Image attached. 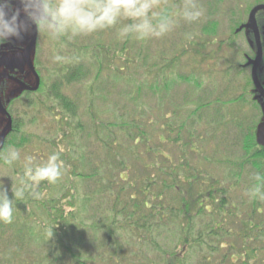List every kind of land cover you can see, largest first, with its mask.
<instances>
[{"label":"trees","instance_id":"1","mask_svg":"<svg viewBox=\"0 0 264 264\" xmlns=\"http://www.w3.org/2000/svg\"><path fill=\"white\" fill-rule=\"evenodd\" d=\"M176 46V43L171 42L167 48ZM95 48L97 50V46ZM124 48L125 45L118 53L122 58L125 55ZM197 49L202 53L204 47ZM93 51L95 52V49ZM95 53L96 60L99 52ZM83 54L90 57V52ZM207 59L209 58L203 56L204 61ZM177 61L174 60L173 64ZM123 69L124 67L120 69L117 66V60H108L106 64L100 63L97 72H94L93 64L88 68L87 64L79 61L74 67L70 66L66 71L61 70L50 90V95L54 97L52 99L58 102L56 108L60 107L63 111L62 120L57 119L55 141L50 144L53 152L60 153L66 169L71 167L67 173L73 184L98 179L101 174L99 170L106 172L105 179L109 180V183L102 186L101 194L112 196L109 215L105 216L103 224L96 223L90 227L80 225L79 201L82 203L81 209H87V204L91 201L89 195L78 199L76 188L71 191V187L67 185L61 187L58 197L47 201L40 196L51 192L52 184L42 182L37 189L39 198H34L26 192L22 198L15 201L14 208L18 212L14 211L12 221L0 224L1 230L12 231L8 236L3 232L4 240L0 241L1 244L6 243L10 251L11 259L7 258L9 264H14L15 260H23L22 264H264V200L248 195L255 183L253 176L257 173L264 175V165L250 161V156L246 153L242 159L234 162L220 159L216 162L225 168L223 171L226 174L223 172L221 177L215 178L199 170L190 172L186 162L190 155L200 157L203 154V149L198 146L196 140L213 146L211 150L217 155H226V150H222L221 145L228 134L227 111L225 107L217 108L216 103L222 101L219 96L214 101H205L210 99L214 92L200 95V99L196 98V95L204 91L203 86L202 89L199 88V78L195 74L191 79L177 77V81L184 79V82H180L190 84L194 89L193 95H178L174 99L170 92L167 93V78L173 67L163 66L161 72L155 73L154 87H145L151 91L147 97L156 105H159V101L163 102L165 107L157 106V110L153 112L155 116L148 113L147 123L144 122L142 126L138 120L131 121L128 127H125L124 122L120 125L104 122L96 114H92L91 107L86 111L89 122L84 125L78 113L77 103L80 96L70 97L67 90L86 81L88 88L85 98L92 99L94 84L92 89L90 84L96 77L102 91L110 86L116 89V81L124 82ZM106 71L113 72L109 78L111 84L102 81L104 75L107 76ZM139 90L140 86L139 89H133L132 93L129 92L130 98L136 93L133 100L136 105L137 100L141 99ZM173 100L178 103L174 106L172 104L173 109H170L168 105H171ZM233 102L234 100L231 103ZM87 103L89 105V100ZM138 105L144 106L142 101H139ZM138 105L136 107L141 111ZM204 108H208L209 112L203 113ZM167 109L171 110L168 111V118L165 116L160 119L156 116L158 112ZM49 111L52 112L53 109L50 108ZM151 117L153 119L149 121ZM173 118L182 122L179 124ZM159 120L163 124L157 133L155 123ZM153 126L154 128L150 129ZM201 126L205 127L201 129ZM130 127L132 130L127 132L126 129ZM16 129L12 136L8 137L7 144L18 149L23 148L29 143L28 136L20 134L18 137L20 125L17 124ZM117 129L123 138L126 136V146L129 147L127 152L123 151L125 144H117L118 139L114 134ZM79 134L83 135V144L90 145L91 139L100 143L106 161L99 160V163L120 169L111 170L107 166L99 165L97 171L90 173V167L95 160H87L83 149L74 143ZM160 137H163L162 142L158 140ZM141 146L145 153L140 149ZM62 147H65L64 151ZM160 148L164 151L161 152ZM177 148L180 155L178 163L174 164L171 157ZM139 167L142 168V174L138 176ZM132 170L136 174H131ZM124 175H127L125 180ZM115 176L116 179L122 180L124 185L119 186ZM115 190L116 195L112 193ZM172 191L175 193L169 198ZM239 191L243 194L241 202L237 203L231 195ZM31 205L39 209L47 220H40L36 213H30ZM26 211L29 212L25 215ZM204 218L208 219L206 224L203 222ZM29 221L33 223L29 224ZM87 234L90 235L89 239L94 240H90L91 244H97L95 239L102 237L96 251L87 253L83 247L77 248L76 244L86 243L82 237ZM124 245L125 250L121 249ZM134 245L139 248L131 249ZM108 246L113 247L115 251L107 252Z\"/></svg>","mask_w":264,"mask_h":264},{"label":"rangeland","instance_id":"2","mask_svg":"<svg viewBox=\"0 0 264 264\" xmlns=\"http://www.w3.org/2000/svg\"><path fill=\"white\" fill-rule=\"evenodd\" d=\"M169 1V0H167ZM161 6L164 4L160 1ZM167 5V4H166ZM163 7V6H162ZM167 9H169L167 7ZM205 18L207 16H202L200 19L205 21ZM181 19L178 18L176 26L174 29L168 33L167 35L161 37V38H152L145 41H140L135 38H128L121 40L118 38L116 29H107L104 31L97 32L91 36L87 35L85 38L87 39L86 42L84 40H81L79 42V37L69 39L65 37L67 43L69 46H67L66 54L62 57L61 60H56V63H54L55 70L53 66L46 72H44V75L48 77V80L53 77H59L61 70L64 69L66 71L70 66L74 67L79 61L83 62L84 64H87V67L89 68L91 64H93L95 71L99 67L100 63L106 64L108 60H117V66L121 68L124 67L123 72L125 73V79L123 80L124 85L122 81H116L115 88L113 89L111 86L110 88L106 89L105 91H102V88L99 86L98 78L96 77L95 83L92 82L90 84L91 89L94 84L93 89V97L92 99L85 98L86 90L88 88L87 84L88 82L82 81L78 83L76 86H72L67 90V94L70 97L78 98L80 96V100L77 103L79 108V115L86 126L89 122V120L86 117L87 109L88 107H91V111L93 110L92 114H96L97 117L100 118V120L104 122H109L112 124H118L120 125L121 122L125 123V127H128V124L134 120H138L140 122V125L147 123V119L149 117L148 113L155 116L153 113L154 110H157L160 107H165L163 102L159 101V105L153 104L152 99L147 97L151 91L147 90L145 87H151V89L154 87L153 85L156 84L155 81V73L161 72V68L163 66H171L173 69L169 72V78L168 79V92H170V95L177 97L178 95L184 96V95H190L192 96L194 93V89L190 87V84H185L180 81H183L186 78H192L194 77V74L199 78L200 87L203 91L201 94L196 95V98H199L200 95L205 96L206 93L211 94L214 92V94L210 97V99L205 100L207 102L214 101V99L219 96L221 97L220 100L216 103L217 108L221 109V107H225L226 115L228 116L229 122L227 123L228 128H226V131H228L227 138H224L222 141L223 146L221 149L226 150V155H218L212 151L213 146H209L204 141H197L198 146L203 149V154L200 157H191L188 156L186 159L189 164L190 172H193L195 170H199L201 172H206L210 176H213L215 178L221 177L224 174H226L225 168L222 166H219L220 163H217L216 161L223 159V160H240L243 158L246 151H244L243 148L247 147L250 143V139L246 138L247 136L242 134V128H246V124H243V114L238 116L239 113V107L236 108V97L241 92V89L237 84L235 83V78L233 75H230V73L225 71V68H227L228 65L225 64L224 61H221L220 58L223 56H227L228 52L227 50L220 48L218 50V43H214L211 48H206L205 43H207L208 40H212V38H209L207 34H211V25L204 24L205 22L202 21V23H196L192 28L186 27L184 25V22L181 24ZM215 29V27H213ZM58 39L59 38H53L46 32H43L42 34V43L46 46L44 51V58L48 59L53 55L54 57L58 55ZM216 39L219 40V38L216 37ZM169 40V41H168ZM215 40V39H214ZM216 41V40H215ZM170 42V43H167ZM176 43L178 46L168 49L167 46H170V44ZM79 44V46H78ZM125 45V55L124 58L121 57V55H118V53L121 51V48ZM97 46V50L96 47ZM201 46L205 47L203 49V53L213 51V53H218V58L213 56L214 59H207L203 60V55L201 54V50H198L197 47L201 48ZM89 48L95 49V52H99L97 55L96 60L92 59L91 57H88L84 55L83 53L90 52L88 51ZM177 49V51H176ZM198 50V51H197ZM184 51V52H183ZM184 53V54H182ZM120 57L122 59H120ZM123 60V61H122ZM174 60H178L175 65L173 64ZM92 62V63H91ZM52 64V62H51ZM108 66V65H107ZM216 69V70H215ZM55 72V73H54ZM107 76L104 75L103 82L109 83L110 82V75L113 74L112 71H106L105 72ZM161 75V74H160ZM109 76V77H108ZM184 77V79L177 81V77ZM55 79V78H54ZM114 81V80H113ZM185 81V80H184ZM183 81V82H184ZM104 84V83H103ZM140 86V94L141 99L139 101L143 102L144 106L138 105L139 101L137 100V105L139 106V111L137 109V105L133 100H135L136 93H134L133 98H130L129 92L132 90L139 89ZM190 87V88H189ZM123 89H125V93H123ZM158 89V86H157ZM156 89V90H157ZM114 90V91H113ZM92 91V90H91ZM200 91V90H197ZM166 94H164L165 96ZM122 96H125L122 98ZM54 98L52 95L45 96L40 95L35 101H33V105L26 108V111L24 112L22 118L20 121L17 122L18 125H20V129H18V137L20 134H23L25 137L28 136L29 143H27L23 148H17L21 153V160L16 162L15 164L9 166L4 164V162L0 163V186L4 185L9 190L10 197H13L11 188L12 184L16 183L17 187L19 186V181L17 177L22 176L23 174V158L25 156H33L36 158V161L39 162L40 160H46L47 156L53 153V148L50 145L53 141H55L56 132L58 130V120L61 119V115L63 114V111L60 110L58 107V102L56 100L52 99ZM200 99V98H199ZM89 100V105L87 101ZM234 100L233 103H231ZM177 100H173L171 102V105H168L170 109H173V106L177 104ZM173 104V106H172ZM52 108L53 111H49V109ZM169 109V110H170ZM224 109V108H223ZM222 109V110H223ZM168 109L164 112L161 111V113H157L156 116L158 118H168ZM171 111V110H170ZM23 112V111H22ZM203 113H208V108H204L202 110ZM223 115V114H222ZM174 116V115H172ZM153 117L149 119L152 120ZM175 119V118H173ZM178 119V117H177ZM176 120V119H175ZM177 123H181L182 120H176ZM138 124V123H136ZM163 122L158 121L155 123V129L158 133ZM64 125V124H62ZM118 127V126H117ZM205 126H201V129H203ZM71 128H73L71 126ZM139 128V127H138ZM154 128L151 127L150 129ZM118 130V129H117ZM132 130V127L127 128L126 131L130 132ZM73 131V129H72ZM150 130L148 129V132ZM116 138L118 139L117 144H125V148H123V151H128V146H126V136L123 138L122 133L116 131L115 133ZM39 137V139L37 138ZM244 137V138H243ZM22 138V136H21ZM34 138V139H33ZM83 138L82 134H79L77 137L76 143L79 148L83 149V153L85 154V157L87 160L92 159L93 166L90 167V173L93 171H97L99 165L100 166H107L106 163L101 164L99 163V160L106 161V157L104 156V152L100 147V143L94 142L93 139L89 140L90 145L83 144ZM162 138L160 137L158 140L159 142H162ZM33 139V142L31 143V140ZM205 139V138H204ZM125 140V141H124ZM250 142V143H249ZM225 143V144H224ZM161 145V144H160ZM13 147V146H12ZM11 146L7 147L5 150V154L2 155V160L4 155H6L7 151L12 148ZM67 148V147H66ZM142 152H144L143 147L140 148ZM220 149V150H221ZM62 150H65V147H62ZM161 152L164 150L162 148L159 149ZM172 155L173 163H178V158L180 155V152H178V148L175 149ZM145 153V152H144ZM250 153V151H248ZM144 156V154H143ZM72 163V162H71ZM74 163H76L74 161ZM149 163V161H148ZM71 167L65 168L63 176L56 181L55 183H52V190L51 192H47L44 194V196H40L41 199L44 200H51L52 197H58L59 190H61V187L69 185L72 188H76L75 193H77V198L82 199L84 195H89L90 203L87 204V209L84 208V210L81 209L82 203L79 201V208L78 210L80 212L79 215V222L78 224H85L86 226H95L94 224L98 223L103 224L105 216L107 217L109 215V211L112 209L111 205L109 203L112 202V196H108L110 194H107L106 196L101 194L102 186L104 184L109 183V180L106 178V172L102 170H99L100 177L96 180H92L86 183H71L70 178H68L67 170ZM104 168V167H103ZM107 168L111 170H119V167H115L113 165H110ZM87 169V168H85ZM139 172H137V175L142 174V168H138ZM17 173V175H16ZM195 173V172H193ZM131 174H136L135 171L132 170ZM116 179V176L114 177ZM127 178V175L123 176V179L125 180ZM117 184L119 186L124 185L122 180L119 178L116 179ZM95 181V182H94ZM127 183H125L126 185ZM116 195L117 190L112 192ZM172 193H175V191H172L169 193V198H171ZM243 194L242 191L236 192V194H232V198L235 202L239 203L241 202V195ZM30 213H36L38 215V219L43 220L46 219L43 215H41L40 210L36 209L33 205L30 206ZM15 212L17 213L18 210L15 209ZM29 211L25 212V215L28 214ZM31 220V219H30ZM47 220V219H46ZM82 221L83 223H80ZM205 224L208 222V219L204 218ZM32 221H29V224H32ZM0 224H5L4 221H0ZM229 227V226H228ZM99 230V228H98ZM197 230H199V226L197 225ZM6 236H8L12 231L8 230H1L0 229V241L4 240V233ZM119 234H122L121 232H118ZM90 235L87 234L84 237H82L84 240H86V243L80 242L77 248L83 247L84 251L87 253L96 251L97 248H99L100 244L99 241L102 237H98L95 239V242L97 244L93 243L91 244V239H89ZM89 240V241H87ZM93 240V239H92ZM81 241V240H80ZM94 242V240H93ZM125 245L122 246L121 249H124ZM137 245H134L131 247L133 250H137ZM107 252L111 253L112 251H115L113 247H106ZM125 250V249H124ZM130 250V249H129ZM86 253V254H87ZM88 255V254H87ZM90 255V254H89ZM152 257V256H151ZM7 258H10V251H8V248L6 247V243L1 244L0 242V264H9L7 261ZM195 261V257H194ZM22 261L15 260L14 264H22Z\"/></svg>","mask_w":264,"mask_h":264},{"label":"flooded vegetation","instance_id":"3","mask_svg":"<svg viewBox=\"0 0 264 264\" xmlns=\"http://www.w3.org/2000/svg\"><path fill=\"white\" fill-rule=\"evenodd\" d=\"M160 1L164 3L163 7H168V10L177 14L178 20L184 0ZM197 3L204 10L203 16H207L206 22L199 19L189 23L181 19V24L184 22L186 27L192 28L194 24L204 21V24L212 27L208 37L216 40H208L204 44L206 48L219 42L218 50H227L229 57L222 55L220 60L228 65L225 71H231L230 75L234 76L235 83L241 89L234 107H239L238 116L243 114V124L247 125L242 128V134L252 142L243 149L250 156V161L264 165V144H259L258 141L260 127L264 141V0H197ZM34 31L35 28L31 29L21 40L0 42V147L3 131L9 118L12 120L0 151V162L9 147L8 137L17 130V122L21 120L26 108L32 106L40 95L50 96L52 83L58 78L48 80L44 75L52 66L56 69V60L53 55L51 60L44 58V51L48 46L42 43L43 32L37 31L36 42L30 50V62L26 59L25 52L32 43ZM82 37L85 36H79L78 41L86 42L87 39ZM67 46L65 37L58 39L59 56L66 54ZM88 51L94 59L96 53L92 48ZM201 54L206 58L214 56L217 59L221 53L214 54L212 50H208Z\"/></svg>","mask_w":264,"mask_h":264},{"label":"clouds","instance_id":"4","mask_svg":"<svg viewBox=\"0 0 264 264\" xmlns=\"http://www.w3.org/2000/svg\"><path fill=\"white\" fill-rule=\"evenodd\" d=\"M178 15L192 23L204 15V10L197 0H184ZM176 23L177 14L162 7L160 0H0V42L21 40L33 28L53 38L69 39L116 29L121 40L145 41L167 35ZM54 59L58 61L62 57L56 55ZM20 160L21 153L15 147L3 157L4 164L9 166ZM64 170L65 163L59 152L39 162L33 156H25L19 186L12 184L13 198L4 185L0 186V221L10 223L17 199L26 192L38 199L41 183H55ZM253 180L255 183L248 195L264 200V175L257 173Z\"/></svg>","mask_w":264,"mask_h":264},{"label":"water","instance_id":"5","mask_svg":"<svg viewBox=\"0 0 264 264\" xmlns=\"http://www.w3.org/2000/svg\"><path fill=\"white\" fill-rule=\"evenodd\" d=\"M36 39H37V30L35 29L34 36H33V39H32V43L27 48V50L25 52L27 60H29L30 50L33 47V45L35 44ZM29 62H30V60H29ZM11 126H12V120H11V118H9V122H8V124H7V126L4 129L3 134H2V143H1L0 151L3 149L4 142H5V136H6L7 132H8V130L11 128ZM261 136L262 135H261V127H260L259 128V134H258V141H259V144H264V141H262V137Z\"/></svg>","mask_w":264,"mask_h":264}]
</instances>
